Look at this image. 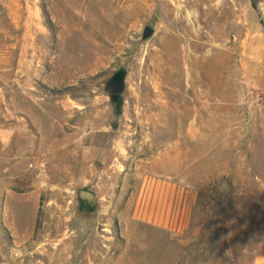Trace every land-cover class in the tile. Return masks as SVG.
<instances>
[{
    "label": "rangeland",
    "instance_id": "374dc122",
    "mask_svg": "<svg viewBox=\"0 0 264 264\" xmlns=\"http://www.w3.org/2000/svg\"><path fill=\"white\" fill-rule=\"evenodd\" d=\"M28 44L53 71L31 80L38 98L73 111L16 131L0 120V264H250L264 251V0H0V96ZM119 68L115 114L103 85ZM189 133L188 228L145 233L125 216L132 176ZM78 189L94 213L76 210Z\"/></svg>",
    "mask_w": 264,
    "mask_h": 264
},
{
    "label": "crops",
    "instance_id": "0c3cea01",
    "mask_svg": "<svg viewBox=\"0 0 264 264\" xmlns=\"http://www.w3.org/2000/svg\"><path fill=\"white\" fill-rule=\"evenodd\" d=\"M40 23V18L24 21L23 25L26 28L30 27L23 35H37L35 27ZM13 26H16L15 21ZM28 46L20 49L16 67L1 74V76H7L10 83L7 88V97L0 96V120L9 121L6 129L8 131H16V122L20 119L35 124L32 120L33 114L37 116L39 114L42 119L50 120V123L55 126L63 119L64 108H67L66 112L73 111L71 104H65V99L38 98V90L32 85L31 80L39 77L51 83L49 77L53 71L47 69L48 66L44 60L40 59L35 51L33 52L31 45L28 44ZM42 69H45L44 73ZM21 89L23 95H21ZM30 105H33L36 110H31ZM184 137L187 138V144L182 145L179 139L174 138L168 141L163 149L143 157L141 159L143 163L138 165L142 171L137 170L135 176H132L135 184L124 202L131 211L125 216L129 215L132 221L146 227L145 233L151 231V233L164 232L172 235L182 233L188 228L191 214L187 210L193 200H191V193L185 191L188 187L179 181L177 174L183 170L177 168V165L186 164V158L190 157V153L187 154L186 151H190V142L195 140L197 135L189 133L184 134ZM6 145L9 150L12 148L9 142ZM6 145L4 144V148ZM182 156L184 160H181ZM253 253L250 264H264V251L254 250Z\"/></svg>",
    "mask_w": 264,
    "mask_h": 264
},
{
    "label": "water",
    "instance_id": "95a60500",
    "mask_svg": "<svg viewBox=\"0 0 264 264\" xmlns=\"http://www.w3.org/2000/svg\"><path fill=\"white\" fill-rule=\"evenodd\" d=\"M153 30L148 26H145L142 31L141 38L145 39L152 34ZM126 72L124 69L119 68L115 70L105 81L103 85V91L108 95H121L124 90V80ZM74 200L78 202L79 200H88L92 203L93 207L96 205V198L93 192L85 189H78Z\"/></svg>",
    "mask_w": 264,
    "mask_h": 264
},
{
    "label": "flooded vegetation",
    "instance_id": "af4514ba",
    "mask_svg": "<svg viewBox=\"0 0 264 264\" xmlns=\"http://www.w3.org/2000/svg\"><path fill=\"white\" fill-rule=\"evenodd\" d=\"M73 203L75 204L76 210H79V211L83 210L87 214L94 213V211L96 210V207H97V200H96L95 207H93L92 203L89 202L88 200H79L78 202H76L74 200Z\"/></svg>",
    "mask_w": 264,
    "mask_h": 264
},
{
    "label": "trees",
    "instance_id": "16d2710c",
    "mask_svg": "<svg viewBox=\"0 0 264 264\" xmlns=\"http://www.w3.org/2000/svg\"><path fill=\"white\" fill-rule=\"evenodd\" d=\"M253 7L255 6V2L252 3ZM110 102L113 106L114 113L119 114L121 112L122 99L120 95H110Z\"/></svg>",
    "mask_w": 264,
    "mask_h": 264
},
{
    "label": "bare ground",
    "instance_id": "6f19581e",
    "mask_svg": "<svg viewBox=\"0 0 264 264\" xmlns=\"http://www.w3.org/2000/svg\"><path fill=\"white\" fill-rule=\"evenodd\" d=\"M23 204H25V203H23ZM23 207H26V206H23ZM25 211V210H24Z\"/></svg>",
    "mask_w": 264,
    "mask_h": 264
}]
</instances>
